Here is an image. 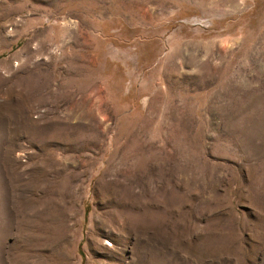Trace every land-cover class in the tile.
I'll list each match as a JSON object with an SVG mask.
<instances>
[{"label": "rangeland", "instance_id": "rangeland-1", "mask_svg": "<svg viewBox=\"0 0 264 264\" xmlns=\"http://www.w3.org/2000/svg\"><path fill=\"white\" fill-rule=\"evenodd\" d=\"M0 264H264V0H0Z\"/></svg>", "mask_w": 264, "mask_h": 264}]
</instances>
